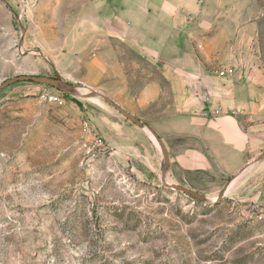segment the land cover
<instances>
[{
  "label": "rangeland",
  "instance_id": "rangeland-1",
  "mask_svg": "<svg viewBox=\"0 0 264 264\" xmlns=\"http://www.w3.org/2000/svg\"><path fill=\"white\" fill-rule=\"evenodd\" d=\"M169 21L186 25L190 46L216 77L224 67L226 83L249 79L242 92L259 104L264 0H0V83L58 75L79 93L130 98L162 81L156 65L168 55L140 48L145 37L167 33ZM227 42L235 47L229 56ZM46 93L64 104L44 101ZM157 113L152 105L135 117L149 125ZM85 120L103 142L94 155L86 153ZM158 136L169 158L166 182L207 202L165 187L156 139L102 98L30 81L1 89L0 264H264V222L256 218L264 157L218 187L212 174L180 171L178 138ZM229 180L228 194L211 203Z\"/></svg>",
  "mask_w": 264,
  "mask_h": 264
},
{
  "label": "crops",
  "instance_id": "crops-1",
  "mask_svg": "<svg viewBox=\"0 0 264 264\" xmlns=\"http://www.w3.org/2000/svg\"><path fill=\"white\" fill-rule=\"evenodd\" d=\"M166 31L162 37H145L140 48L143 54L149 51L168 55L163 56L165 65H156L162 81L150 80L135 96L132 92V97L128 98L122 92L113 99L136 117H142L143 111L155 105L158 113L153 117L160 120L147 123L169 141L178 138L174 160L180 171L212 174L220 187L264 150V97L258 96L256 105L250 93L242 92L252 85L249 79L226 83L227 78L216 77L211 65H206L202 55L190 46L191 33L184 23L179 22L177 26L175 21H169ZM118 36L131 46L135 43L132 35L121 33ZM202 45L206 47V43L199 47ZM225 49L229 56L235 47L227 42ZM201 52L207 56V52ZM123 81L120 80V85L126 87L128 84ZM233 184L234 180L226 191L229 192Z\"/></svg>",
  "mask_w": 264,
  "mask_h": 264
},
{
  "label": "water",
  "instance_id": "water-1",
  "mask_svg": "<svg viewBox=\"0 0 264 264\" xmlns=\"http://www.w3.org/2000/svg\"><path fill=\"white\" fill-rule=\"evenodd\" d=\"M24 81H30V82L48 85V86L55 88V89H57L63 93H66V94L79 95V96H83L85 98L95 97V96L102 98L108 105L113 107L122 116H124V118H126L130 122L134 123L138 127L147 128L149 130V132L153 135V137L156 139V141H157L158 145L160 146L161 151L163 153L162 182H163L165 187L176 190V191H180V192L184 193L185 195H188L191 198L195 199L198 202H207V197L205 195L198 193L193 189H190V188L183 186V185L166 182L164 176H165V171L169 165V158H168L166 148H165L164 143L162 142L161 138L158 136V134L149 125H147L142 120L133 116L130 112H128L127 110L122 108L120 105H118L116 102L111 100L109 97H107L103 93H101L99 91H93L90 96L87 93H79L75 86H73L70 83L64 82L58 75H56L55 77L38 76V75H18V76L6 79L2 83H0V90L7 87L10 84H13L16 82H24ZM263 157H264V153L255 157L252 161H250L249 163L244 165L242 168H240L234 177H236L238 174H240L247 166L261 160ZM229 183H230V180L223 187L222 191L217 196L215 202L219 201L220 199H222L224 197V192H225L226 188L228 187Z\"/></svg>",
  "mask_w": 264,
  "mask_h": 264
},
{
  "label": "built area",
  "instance_id": "built-area-1",
  "mask_svg": "<svg viewBox=\"0 0 264 264\" xmlns=\"http://www.w3.org/2000/svg\"><path fill=\"white\" fill-rule=\"evenodd\" d=\"M218 76L219 77H225L226 76V70H219ZM41 98L44 101L55 103L58 105H62L65 102L60 94H55V93L42 94ZM81 129H82V133L85 136L90 137V142L86 147V153L88 155H94L95 153L101 151L102 147H103L102 139L99 136H97L95 133H92L91 126L87 120H85L82 123ZM256 218H257V220L264 222V206L260 207L257 210Z\"/></svg>",
  "mask_w": 264,
  "mask_h": 264
},
{
  "label": "bare ground",
  "instance_id": "bare-ground-1",
  "mask_svg": "<svg viewBox=\"0 0 264 264\" xmlns=\"http://www.w3.org/2000/svg\"><path fill=\"white\" fill-rule=\"evenodd\" d=\"M231 185H232V184H231ZM229 189H230V188H229ZM229 189H228V190H229ZM227 193H228V191L225 190L224 195H226ZM216 198H217L216 196H215V197H212V198L210 199L211 203L215 202Z\"/></svg>",
  "mask_w": 264,
  "mask_h": 264
}]
</instances>
